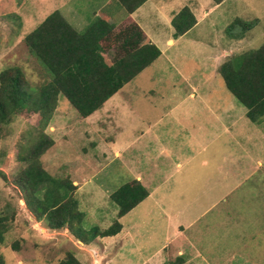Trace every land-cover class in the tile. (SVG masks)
Masks as SVG:
<instances>
[{
  "label": "rangeland",
  "instance_id": "1",
  "mask_svg": "<svg viewBox=\"0 0 264 264\" xmlns=\"http://www.w3.org/2000/svg\"><path fill=\"white\" fill-rule=\"evenodd\" d=\"M173 2L175 5L183 2L186 6L193 5L197 14L205 0ZM55 8L56 0H0V72L17 66L34 88L46 80L42 68L30 56L22 40ZM93 10V4L87 6L88 15L92 16ZM256 18L257 24L249 31L241 27L222 31L225 26H231L235 19L251 22ZM200 39L216 43L214 46L203 47ZM263 43L264 0H225L202 24L199 23L163 52L162 57L126 84L118 95L126 100L124 105L129 104L139 117L170 125L176 123L170 122L173 118L182 121L192 115H196L195 119L204 116L206 113L202 109L201 99L209 103L216 101V109L229 112L228 119H231L233 113L232 110L230 113L229 107L234 105V122L239 124L238 131L246 129L243 124H248L264 133V116L255 127L242 113L246 109L228 91L222 77L211 71L212 66L204 59L205 56L220 57L223 48L231 49L233 55H238L253 51ZM191 86H196L195 99L186 97ZM176 94L177 98L174 99ZM152 105L157 110H150ZM174 105L175 110H171ZM123 112L120 116L128 118L127 113ZM96 115H101V110L94 117ZM37 119L32 113L22 112L6 127L0 138V171L4 175L0 177V217H4L7 224V231L0 244L2 264H56L68 252L73 253L82 264H264V151H261L259 141L256 143V157L246 159L244 155L241 158V165L249 171H255V174L250 177L241 174V182L235 180L232 188L225 187V191L218 189L222 181H217V184L215 177L210 181H195L194 175L197 178L199 174L197 170L202 171L205 177L204 167L200 169L198 160L193 159L186 166L182 164L181 167H175L178 156L172 158L173 164L169 162L166 175H160L159 181L154 183L160 188L152 199L163 203L154 205L151 200L145 201L119 220L128 232L127 237L120 234L100 239L99 243L93 241L86 246L68 230L51 231L42 221H36L27 210L23 193L16 184L20 169L24 166L18 158L31 147L39 131ZM182 123L188 125L184 121ZM172 128L169 127V143H155L165 145L157 151L161 157L167 153L178 155L184 151L185 145L187 149H195L196 139H189L179 126L176 131ZM83 130H87L85 119L79 117L65 98L59 97L52 118L42 131L55 141L63 138L64 143L68 147L72 146L75 151L82 145L84 151L77 153L84 156V162L81 163L84 169L82 173L74 172L76 167H70L74 159L67 156L61 162L51 161L53 167H57L54 177L67 178L70 182L77 179L81 184L101 182L110 189L125 183L122 178L126 174L123 173L110 175L107 172L109 169H101L95 176L90 173L97 163L88 158L91 156L89 138L81 141L79 137ZM215 140V137L210 139L206 145L208 161L216 152ZM231 150V147L226 151L220 148L219 152L228 155ZM245 150H241V154ZM234 159L231 160L235 166ZM150 162L151 159H148L147 163ZM89 165L92 166L88 169ZM185 169L189 173L195 169V173H190L192 181L182 191H174L180 193V197L171 201L176 204L165 203L168 200L161 194L170 192L169 187H175L176 180L184 176ZM115 208L116 205L111 201L104 208L106 218L86 216L81 227L86 232L92 227L108 228L117 219L113 212ZM14 245L17 246L16 250L12 249Z\"/></svg>",
  "mask_w": 264,
  "mask_h": 264
},
{
  "label": "trees",
  "instance_id": "2",
  "mask_svg": "<svg viewBox=\"0 0 264 264\" xmlns=\"http://www.w3.org/2000/svg\"><path fill=\"white\" fill-rule=\"evenodd\" d=\"M117 1L130 15L146 0ZM213 2L218 4L222 0ZM195 25L193 13L184 7L171 20L173 36L181 37ZM254 25V21L235 19L229 28L249 31ZM22 41L46 76L34 88L17 66L0 72V138L22 112L32 113L39 119L40 128L31 147L18 158L24 166L16 184L23 193L24 204L47 229L68 230L84 245L98 237L115 236L121 230L118 220L144 201L148 191L136 180L122 184L109 196L117 207V219L106 229L94 227L84 231L81 227L84 214L78 210L73 196L76 187L67 178L54 177L57 167L51 162L61 161L60 154L73 158L74 152L65 141L55 142L42 128L49 124L59 97L65 98L79 117L87 118L150 66L160 51L131 19L118 28L106 19H96L78 32L58 11L49 14ZM217 72L228 91L246 109V117L253 123L258 122L264 116V43L253 51L230 56ZM1 157L0 154V164ZM0 177H4L1 171ZM6 231V219L0 217V244ZM12 249L16 250L17 246ZM56 264L82 263L68 252Z\"/></svg>",
  "mask_w": 264,
  "mask_h": 264
},
{
  "label": "crops",
  "instance_id": "3",
  "mask_svg": "<svg viewBox=\"0 0 264 264\" xmlns=\"http://www.w3.org/2000/svg\"><path fill=\"white\" fill-rule=\"evenodd\" d=\"M224 2L225 0H222V2L216 4L215 2H213V0H205L204 4L199 8L198 13L196 14L195 11L197 9H194L193 5L186 6L185 2L175 5L173 0H146L133 13L127 15L125 10L117 0H56L55 11H58L62 15V17L78 32L84 31L96 19H106L112 22L116 28L123 24L125 20L131 19L141 29L143 34L150 40V42L157 47V49L160 51L159 57H162L163 52L167 51L168 48L172 47L175 44V42H177L188 32L197 27L199 23L202 24V22L210 17V14L218 9ZM90 4L94 5L92 16L87 14V6ZM184 7L189 8L193 13L196 19V25L183 36L175 38L173 36L174 30L171 26V20L173 16L176 15ZM252 21L257 24L258 19L256 18ZM229 27L230 25L225 26L224 28H222V31L227 32L228 29H230ZM196 42L198 41L196 40ZM199 42L203 47L214 46L216 43L213 42V44L212 42L202 39H200ZM220 53V57H204V59L207 60V63L212 66L211 71L214 72L215 75L218 74V68L230 56L233 55L234 51L231 49L223 48L221 49ZM144 70H142L139 74H141ZM189 89L190 91L186 97L189 99H195L196 86H191ZM118 94L119 91L103 104V106L99 109L101 110V115H96L94 117V114H96L99 110L94 112L92 115L87 117L89 118L87 121L88 123H86L87 118H83L85 119L87 130L81 131L82 133L81 135H79V137L81 141L86 137H88L90 140L89 149L91 151V156H88V158L94 159L95 163H97L96 166L94 164L95 167L90 170V173H94L93 175L95 176L101 169H103L104 171L106 169H109L107 170V172L110 175H118L122 173L126 174V177L123 176L122 178L126 182L130 180L138 181L149 193L148 197L140 204L149 200H151L150 202H153L154 205L163 203L155 202L152 199L156 194H158L157 192H159L158 190L160 188L158 185H154V183L159 181L158 177L160 175H166L169 167V162L173 164L172 158H175L176 156H178V160H176L175 162V167H181L182 164L186 166L188 165V162L192 161L193 159L198 160L200 169L202 170L204 167L203 170L205 172V177H203L202 171L200 172V170H197L199 174L197 175V178L196 175H194L195 181L196 179L197 181H204L205 179L207 181H210L212 177H215L216 182L222 181L221 187L218 189H221L223 191H225V187L232 188L235 180L239 179V181L241 182V178L243 175H245V177H250L255 174V171H249L241 165V158H243L244 155V158L246 159L256 157L255 152L257 148V141H259L260 143L261 151H264V133L259 132L257 128L255 129L248 124H243L246 126V129L242 131L240 129V131H238L237 126L239 124L234 122V119L236 117L234 105H231V107H229L230 113L231 110L233 111V113L231 119H228L229 112L226 109L221 111L216 109V106L218 105L216 101L215 103L214 101L209 103L208 101H204L201 99L200 101L202 109L204 108L206 113L204 114V116L200 115L201 118L198 117L195 119L196 115H192L187 119L182 120L188 125H184L181 120L173 118L172 120H170V122L176 123L174 125H170L171 123H161L157 120L150 121L145 117H139L137 113H135V110L131 106H129V104H126V106L124 105V102L126 100L122 99ZM176 98L177 94L175 95L174 99ZM220 98L223 97L221 96ZM116 99L117 102H115ZM150 107V110L156 109L155 105H152ZM175 107L176 106L174 105L171 110H175ZM123 111L127 113L128 118L120 116L121 112ZM242 113L246 117V111H243ZM222 117H225V119L223 120ZM253 124H255V127L258 126V122ZM178 126L184 129L185 134L189 137V139H193L194 141L195 139L197 140V145H194L195 149H187V146L185 145L184 151H181L180 154L176 155L175 153H173L174 155L172 156L170 153H167L163 157H161L157 151L159 147H165V145H156L155 143H162L163 141H166L164 143H169V127H173L172 129L176 131ZM257 131L258 133H256ZM70 133L72 134V132ZM258 134L260 135L258 136ZM69 135L70 134H68V136ZM214 137L216 138L214 142L216 143V152L213 156H211L210 161H208V153L205 151V149L206 145H208L209 140L213 139ZM61 140L64 141L63 138L57 141ZM151 143L153 146H151ZM200 144L201 146H199ZM81 146L76 148L78 149L77 151H75L72 146L68 147L71 148L74 152V160L70 167H76L73 171H79V173H82V169H84V165L81 164L84 162V159H82L84 158V156L77 153L84 151V147ZM197 147H199L198 151H196ZM228 147L232 148L230 154L225 155L223 152H219L220 148H223L224 151H226ZM243 149H246L245 153L247 154H241V150ZM251 149L253 150L251 151ZM139 151L142 153L141 156H139ZM60 156H62L61 161H63L64 158L67 157L64 156V154H60ZM234 157V160L236 161L235 166V162L232 161ZM98 158L101 160V162H99ZM148 159H151L150 164L147 163ZM218 159L222 160L219 161ZM144 160L146 162H143ZM91 162L92 160H90V163ZM114 163L116 164L115 167H113ZM91 166L92 165H89L88 169ZM224 167H226V170ZM193 171H195V169H192L190 173H192ZM190 173L187 169H185L184 176L179 177L176 180L175 187L172 189L169 187L168 190L170 192L161 194L166 200H168L165 201V203L172 205L176 204L171 201L175 200L177 197H180V193L178 194L174 191H182L186 188L187 184L192 181ZM241 174L243 175L240 176ZM71 182L72 185L76 187L73 196L77 202L78 210L84 214V217L100 216V218L102 219L103 217L106 218L107 213L105 212L103 214L104 208H107L109 206L111 202L109 196L119 186L115 189H110L106 185L101 184V182H95L96 184H94V182L81 184L77 181V179H73ZM226 182H230V184H226ZM199 188L202 187L199 186ZM104 203L106 204V207L103 208ZM81 208L83 209L82 211L80 210ZM113 212L114 216H116L117 209L115 208ZM124 217L120 218L119 220L123 219ZM106 228L107 227L103 229ZM120 234L124 237H127L128 235L127 230L124 229L122 224L120 232L115 236ZM115 236L105 238H113ZM100 239L102 240L103 238L98 237L93 241H98ZM96 243H99V241ZM103 249L104 246L102 248V251Z\"/></svg>",
  "mask_w": 264,
  "mask_h": 264
}]
</instances>
